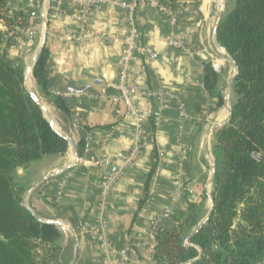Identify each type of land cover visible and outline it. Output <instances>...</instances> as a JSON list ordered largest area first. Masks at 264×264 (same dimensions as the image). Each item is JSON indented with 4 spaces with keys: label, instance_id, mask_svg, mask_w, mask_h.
<instances>
[{
    "label": "crops",
    "instance_id": "obj_1",
    "mask_svg": "<svg viewBox=\"0 0 264 264\" xmlns=\"http://www.w3.org/2000/svg\"><path fill=\"white\" fill-rule=\"evenodd\" d=\"M6 1L11 10L28 15L29 23L5 36L0 52L11 61L20 60L37 94L32 63L44 36L48 91L65 98L69 107L68 115L61 117L75 152L68 145L63 155L43 156L13 172L15 184L23 188L22 203L40 219L59 222L57 264H122L123 256L124 264H162L153 257L152 230L171 227L191 213L196 224L182 236L188 244L211 212L213 130L228 121L236 99L233 82L230 86L235 66L215 46L214 37L233 1L180 0L166 5V13L137 2L134 16L140 44L159 57L155 61L142 57L129 68V79L138 89L133 103L147 116L140 126L145 139L128 164L138 126L126 115L115 86L128 21L127 11L112 3L134 0L98 3L85 24L78 18L76 0ZM0 30H5L1 24ZM171 35L184 39L186 47L168 49ZM206 65L211 68L207 72ZM100 87L108 93L101 101L95 97ZM147 91L164 93L162 102L158 104ZM42 100L50 113L58 114L47 98ZM178 104L183 105V114ZM119 169L100 214L97 188L107 173ZM61 181V196L55 199ZM177 181L190 192L183 191L180 199ZM190 204L194 213L188 210ZM98 217L104 225L106 250L89 233V228L98 226Z\"/></svg>",
    "mask_w": 264,
    "mask_h": 264
},
{
    "label": "trees",
    "instance_id": "obj_2",
    "mask_svg": "<svg viewBox=\"0 0 264 264\" xmlns=\"http://www.w3.org/2000/svg\"><path fill=\"white\" fill-rule=\"evenodd\" d=\"M178 1L158 0L165 6ZM232 1L218 23L216 39L236 65V99L228 121L213 130L211 212L188 244L182 236L196 224L191 213L171 227L153 229V257L162 264L264 262V0ZM28 23V15L0 0L5 28L0 45ZM47 59L44 46L33 78L58 114L68 115L67 100L48 91ZM210 69L205 66L206 72ZM67 148L66 139L26 91L20 60L11 61L0 52V264H57L60 231L23 206V188L15 184L13 172L43 156L63 155ZM188 210L194 213V206Z\"/></svg>",
    "mask_w": 264,
    "mask_h": 264
},
{
    "label": "built area",
    "instance_id": "obj_3",
    "mask_svg": "<svg viewBox=\"0 0 264 264\" xmlns=\"http://www.w3.org/2000/svg\"><path fill=\"white\" fill-rule=\"evenodd\" d=\"M138 1H143L148 3L149 5L155 7L158 11L162 13L167 12V8L165 5L158 2V0H134L131 4H125V3H112L120 8H123L127 11V21H128V32L127 34L122 38V54L120 57V68L116 83V96L122 101L124 107H125V113L126 115L132 116L136 124L138 126L137 130L135 131V137H136V143L133 146L132 150L130 151V154L125 160V164H128L131 162L139 148L140 144L144 141L145 135L141 131L140 126L146 121L147 114L141 112L136 108V106L133 103V97L138 93V89L136 85L129 79V68L132 63L139 61L140 58L145 57L149 61H155L158 59L159 54L148 47L147 45L140 44V32L136 25L135 21V11H136V4ZM110 2V0H76V3L78 5V18L80 21L85 24L86 20L92 11V9L98 4V3H105ZM111 3V2H110ZM172 24L174 23V20L171 18ZM83 31V30H82ZM186 47V42L182 38H175L172 35L169 37L167 42V48L168 49H184ZM97 85H99V81H95ZM146 94L149 97L154 98V100L160 104L162 102V99L164 97V93L162 92H146ZM108 95L106 88L100 87L97 94H95V97L101 101ZM180 113L183 114V105L178 104ZM121 174V169L111 171L107 173L104 176V179L99 184L97 188V206L99 208V213L101 214L105 208L110 190L113 186V184L116 182L117 178ZM64 185V181H61L57 185V190L55 194V199L60 198L62 188ZM183 191H186L188 193L189 190H185L182 188V184L180 181L176 182V198L180 199L182 197ZM176 201V200H175ZM170 213V210L168 209L164 216H167ZM84 228H89L85 223L82 224ZM153 232V230H152ZM89 233L91 235V238L93 241H95L98 246L106 250L108 248L106 234L104 230V225L100 221V217H98V226L96 228H89ZM127 252L132 251L131 245H128L126 248ZM127 261V257L123 256L122 264Z\"/></svg>",
    "mask_w": 264,
    "mask_h": 264
},
{
    "label": "water",
    "instance_id": "obj_4",
    "mask_svg": "<svg viewBox=\"0 0 264 264\" xmlns=\"http://www.w3.org/2000/svg\"><path fill=\"white\" fill-rule=\"evenodd\" d=\"M43 44H44V36H43L42 42H41V44H40V46H39V49H38V51H37V53H36V55H35V57H34V59H33V63H32V65H34L35 62H36V60L39 58V56H40V54H41V52H42V49H43ZM214 44H215V46H217V48H218L219 50H222V51L226 52L224 48L218 46V44H217V40H216V37H214ZM226 54H227V52H226ZM227 55H228V54H227ZM228 56H229V55H228ZM233 64H234V66H235V74H234V76H233V78H232V80H231V82H230V86H231V83L233 82L234 77L236 76V73H237L236 65H235L234 62H233ZM230 86H229V87H230ZM24 87H25L26 91L31 95V97H32V98L37 102V104L40 106V108H41L42 111H43V115H44V117H45L46 120L50 123V125L53 127V129H54L59 135H61L63 138L66 139V141L68 142V145L70 146L71 150H72L73 152H75V144H74V142H73V141H72V140L66 135V133H64V132L62 131L61 128H59L60 131L57 130L58 124H57V122L55 121V119H54V117L52 116V114L46 109L45 105L42 103V101L40 100V98H39V97H38L33 91L29 90V89L26 87V78H25V76H24ZM257 157H259V155H257ZM213 172H214V171H213ZM211 182H212V180L210 181V183H211ZM23 206H24V207H25V208H26V209H27V210H28L33 216H35L40 222L48 223V224H52V225H55V226H58V225H59V222H58V221H47V220H42V219H40V218L37 216L36 212H35L32 208L28 207V206L25 205V204H23ZM75 258H76V252H74L73 263H74V261H75Z\"/></svg>",
    "mask_w": 264,
    "mask_h": 264
},
{
    "label": "rangeland",
    "instance_id": "obj_5",
    "mask_svg": "<svg viewBox=\"0 0 264 264\" xmlns=\"http://www.w3.org/2000/svg\"><path fill=\"white\" fill-rule=\"evenodd\" d=\"M33 85H34V89H33V90L36 91V85H35V83H34ZM38 91H39V90H38ZM33 92H34V91H33ZM35 94H36V93H35ZM36 95L41 99V101L44 100V99L42 100L43 96L40 94V92H38ZM44 101H45V100H44ZM51 114H52V116L54 117L55 121L57 122V124H58V128H61L62 131L65 133V130H64V123H63V121H62V117H61V115L55 113L54 111H52ZM23 204H24V203H23Z\"/></svg>",
    "mask_w": 264,
    "mask_h": 264
},
{
    "label": "bare ground",
    "instance_id": "obj_6",
    "mask_svg": "<svg viewBox=\"0 0 264 264\" xmlns=\"http://www.w3.org/2000/svg\"><path fill=\"white\" fill-rule=\"evenodd\" d=\"M31 66V65H30ZM26 87L33 91V81H32V76L30 74V72L28 71L26 74ZM46 107V106H45ZM47 109V107H46ZM48 110V109H47ZM57 130L60 131V129L57 127Z\"/></svg>",
    "mask_w": 264,
    "mask_h": 264
}]
</instances>
